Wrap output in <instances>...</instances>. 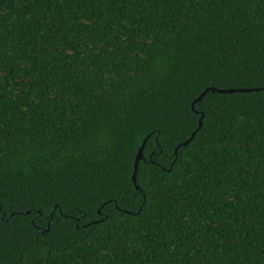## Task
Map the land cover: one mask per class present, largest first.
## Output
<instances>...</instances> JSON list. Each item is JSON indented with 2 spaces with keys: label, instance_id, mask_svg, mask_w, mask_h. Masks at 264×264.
I'll list each match as a JSON object with an SVG mask.
<instances>
[{
  "label": "trees",
  "instance_id": "16d2710c",
  "mask_svg": "<svg viewBox=\"0 0 264 264\" xmlns=\"http://www.w3.org/2000/svg\"><path fill=\"white\" fill-rule=\"evenodd\" d=\"M0 264H264V0H0Z\"/></svg>",
  "mask_w": 264,
  "mask_h": 264
},
{
  "label": "water",
  "instance_id": "95a60500",
  "mask_svg": "<svg viewBox=\"0 0 264 264\" xmlns=\"http://www.w3.org/2000/svg\"><path fill=\"white\" fill-rule=\"evenodd\" d=\"M259 89H238V90H233V89H226V90H219V89H215V88H206L202 93L199 94V96L192 102L191 104V109L194 110V104L198 101H200L202 99V97L209 91L211 92H216V93H220V94H228V93H233V92H252V91H257ZM201 119H202V114L199 118V121H198V129L201 127ZM193 135L194 133L192 134L191 138L183 143V146H185L186 144H188L191 139L193 138ZM147 138H145L141 144V146L139 147L138 151H137V154L135 156V159H134V164H133V172H132V176H131V180L133 182V184H135V174H136V171H137V166H138V163L140 160H142L143 158V154H142V151H143V147H144V144L146 142ZM176 151L177 149L175 150V154H176ZM29 213V212H27Z\"/></svg>",
  "mask_w": 264,
  "mask_h": 264
},
{
  "label": "snow or ice",
  "instance_id": "6c2138e0",
  "mask_svg": "<svg viewBox=\"0 0 264 264\" xmlns=\"http://www.w3.org/2000/svg\"><path fill=\"white\" fill-rule=\"evenodd\" d=\"M223 82V81H222Z\"/></svg>",
  "mask_w": 264,
  "mask_h": 264
}]
</instances>
